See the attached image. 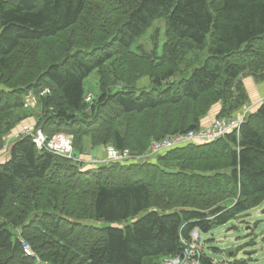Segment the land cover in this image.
<instances>
[{
	"label": "trees",
	"instance_id": "16d2710c",
	"mask_svg": "<svg viewBox=\"0 0 264 264\" xmlns=\"http://www.w3.org/2000/svg\"><path fill=\"white\" fill-rule=\"evenodd\" d=\"M158 18L163 54L133 51ZM197 48L208 49L203 64L170 83ZM95 70L102 93L86 101ZM245 74L264 79V0H0V151L33 116L48 137L72 134L77 154L100 156L107 145L144 152L152 139L198 128L219 102L218 116L235 114L249 101ZM146 75L152 87L137 93ZM30 93L35 106L26 105ZM9 150L0 162V264H163L195 228L209 232L264 202V102L240 137L143 164L83 166L30 136Z\"/></svg>",
	"mask_w": 264,
	"mask_h": 264
},
{
	"label": "built area",
	"instance_id": "2783aa9c",
	"mask_svg": "<svg viewBox=\"0 0 264 264\" xmlns=\"http://www.w3.org/2000/svg\"><path fill=\"white\" fill-rule=\"evenodd\" d=\"M46 88L41 94L48 92ZM92 100V94H88L86 101ZM26 105H36V96L30 93L26 97ZM251 112V107H246L228 116H218L209 125L201 124L198 128L187 132L171 134L163 138L152 139L148 149L144 152H135L129 149L117 148L114 145H107L103 156H88L77 154L74 150L73 138L69 133L61 132L53 137H48L45 132L35 124L20 123L5 138L4 147L1 152L8 158L10 156V145L13 140L23 136H30L40 150H48L55 154L67 157L83 166L104 165L113 162H137L140 164L156 160L160 155L177 147L185 146L189 143H209L225 138L230 133H236L240 137V131L247 116ZM184 249L175 256H169L166 262L170 264H231V261L217 263L213 258L207 256L201 246L202 234L199 228H195L191 233V239L181 238ZM24 251L27 255L40 258L33 251L31 245L22 239Z\"/></svg>",
	"mask_w": 264,
	"mask_h": 264
},
{
	"label": "rangeland",
	"instance_id": "374dc122",
	"mask_svg": "<svg viewBox=\"0 0 264 264\" xmlns=\"http://www.w3.org/2000/svg\"><path fill=\"white\" fill-rule=\"evenodd\" d=\"M166 41V20L164 18L156 19L147 31L138 37L132 44V50L141 52L154 51L158 56L163 54V46ZM207 48H197L191 50L181 64V70L170 83H177L181 78L189 77L192 69L203 64L207 56ZM195 58V60H193ZM187 65H191L187 67ZM152 87V81L148 75L141 77L136 83L135 91L140 93L141 90H149ZM84 88L87 94H92L95 98L102 93L100 88V79L98 71L95 70L86 78ZM122 89L121 86L114 87L113 91ZM127 89V88H125ZM97 152V151H96ZM93 154V155H92ZM94 151L85 152L84 155L95 156ZM83 167V166H82ZM231 205V201L226 202ZM145 212L139 214L142 216ZM135 217L129 218L121 223L126 225L132 223ZM86 223L99 227L112 224V221L105 220H85ZM201 246L207 256L213 258L217 263L223 261L241 260L246 264H264V202L253 209L248 210L237 218L226 224L216 225L209 232H201ZM169 257H161L163 264H170L165 260Z\"/></svg>",
	"mask_w": 264,
	"mask_h": 264
},
{
	"label": "crops",
	"instance_id": "0c3cea01",
	"mask_svg": "<svg viewBox=\"0 0 264 264\" xmlns=\"http://www.w3.org/2000/svg\"><path fill=\"white\" fill-rule=\"evenodd\" d=\"M242 81H243V83L247 89L249 101L241 109L249 106V107H251V111H255L264 102V79L261 80V79L256 78L255 76H253L251 74H245L242 77ZM221 108H222V106H221L220 102L218 104H216L215 106H213V108L209 111V113L202 118L201 124L209 125L210 123H212L218 117ZM241 109H239L238 111H240ZM22 123L35 124L36 120L32 116L31 118L27 119L25 122L24 121L21 122V124ZM1 151H0V162H4L9 157L6 158L3 155V152H1ZM104 152H105V149H103L97 155L103 156ZM166 257L168 258L169 256H165V258Z\"/></svg>",
	"mask_w": 264,
	"mask_h": 264
}]
</instances>
